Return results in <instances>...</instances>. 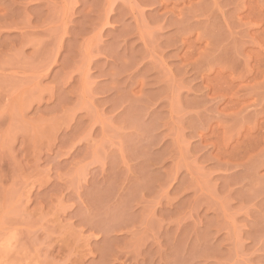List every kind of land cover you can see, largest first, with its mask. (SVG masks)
Listing matches in <instances>:
<instances>
[{
  "label": "rangeland",
  "instance_id": "obj_1",
  "mask_svg": "<svg viewBox=\"0 0 264 264\" xmlns=\"http://www.w3.org/2000/svg\"><path fill=\"white\" fill-rule=\"evenodd\" d=\"M0 264H264V0H0Z\"/></svg>",
  "mask_w": 264,
  "mask_h": 264
}]
</instances>
